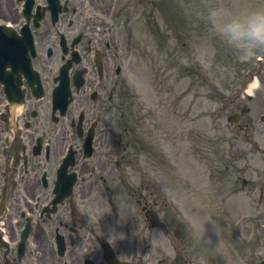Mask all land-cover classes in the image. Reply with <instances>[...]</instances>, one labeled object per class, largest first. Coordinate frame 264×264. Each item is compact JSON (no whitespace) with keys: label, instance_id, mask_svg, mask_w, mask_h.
I'll list each match as a JSON object with an SVG mask.
<instances>
[{"label":"rangeland","instance_id":"obj_1","mask_svg":"<svg viewBox=\"0 0 264 264\" xmlns=\"http://www.w3.org/2000/svg\"><path fill=\"white\" fill-rule=\"evenodd\" d=\"M235 1L223 0L226 5ZM257 1L264 8V0ZM219 2L220 0H182L180 7L186 22L183 31L180 29L177 33L176 39L169 35L167 29L168 35L160 48L157 37L138 30V36L131 41L130 54L123 58L122 77L125 83L132 84L139 93L145 110L154 111L152 120L158 124L160 133L166 140V192L182 211L183 224L179 229L182 243H169L168 247H161L160 250L157 248L160 243H153L154 257L161 258L162 253L166 252L167 264H255L264 255V241L260 243L262 231L256 210L258 194L253 191L256 176L247 174L250 178L245 194L251 197V201L245 211L246 226L238 232L234 229L238 213L231 214L230 210L238 208V194L242 193L239 192L240 181L235 174L229 173L227 176L226 173V148L223 142L225 136L221 131L224 122L221 118H215L213 130L212 120L208 116L211 102L208 96L211 91L207 72L209 66L212 67V53L208 49L209 26L202 14L206 13L208 6ZM241 6L246 8L245 0L235 3L234 9L239 10ZM197 66L204 72L196 70ZM213 68L219 74L210 75V79L217 89L223 88L235 74L229 62L222 59ZM180 72L181 80L178 78ZM155 76L160 79L158 85H154ZM193 156L200 165L196 177L190 172V167L181 166L184 157L193 159ZM251 162L253 164L247 163L243 169L254 171V159ZM236 164L239 165L238 162ZM209 165L215 168L213 179L209 174ZM195 181L197 185L194 184ZM233 196L236 203L229 206V200ZM197 199L202 207H209L208 213L214 210L211 216L217 224L218 235L213 226L212 230L219 243H203L197 236V243H190L185 231L186 227L189 228V218H195V215L197 221L204 218L201 210L196 207L193 208L195 215L192 211V205L195 206ZM198 210L201 215H197ZM223 226L233 233L231 238L224 237ZM191 229L196 231L194 227L189 230ZM242 240L245 243H241ZM153 262L158 264L154 259Z\"/></svg>","mask_w":264,"mask_h":264},{"label":"clouds","instance_id":"obj_2","mask_svg":"<svg viewBox=\"0 0 264 264\" xmlns=\"http://www.w3.org/2000/svg\"><path fill=\"white\" fill-rule=\"evenodd\" d=\"M202 18L208 24L210 32L237 52L242 60L252 61L264 54V8L237 10L220 0L219 3L208 6ZM116 197V203L122 212L132 203L129 194L124 190H120ZM197 215H201L199 210ZM202 216L204 218L199 221L194 217L189 218L188 226L194 227L204 236L205 225L211 224L217 233V224L213 217L206 212Z\"/></svg>","mask_w":264,"mask_h":264},{"label":"flooded vegetation","instance_id":"obj_3","mask_svg":"<svg viewBox=\"0 0 264 264\" xmlns=\"http://www.w3.org/2000/svg\"><path fill=\"white\" fill-rule=\"evenodd\" d=\"M1 99H2V97H0V102H1ZM15 127H16V124H15ZM13 138H14V140H12L9 149L4 150L3 152L6 155L7 162L10 161L11 163L15 164L14 157L16 158L17 153H19V150H20L19 141L21 140L19 133L17 131H15ZM15 169H16L15 166H12L10 168H6V173H5L6 181L2 182V186H3V190L8 188V192L6 195H3V199H6L10 195L17 198L21 192V189L16 185V182L14 181L18 177L16 175L12 176ZM78 252L79 253L76 256H78L77 261L79 262L81 260V255H82V253H80L81 248L79 249ZM83 259H84V256L82 255V261H83ZM51 264H52V262H51Z\"/></svg>","mask_w":264,"mask_h":264},{"label":"water","instance_id":"obj_4","mask_svg":"<svg viewBox=\"0 0 264 264\" xmlns=\"http://www.w3.org/2000/svg\"><path fill=\"white\" fill-rule=\"evenodd\" d=\"M264 264V263H263Z\"/></svg>","mask_w":264,"mask_h":264}]
</instances>
